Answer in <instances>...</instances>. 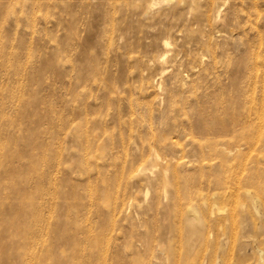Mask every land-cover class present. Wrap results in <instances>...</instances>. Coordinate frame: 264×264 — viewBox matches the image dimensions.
Here are the masks:
<instances>
[{
	"label": "rangeland",
	"instance_id": "obj_1",
	"mask_svg": "<svg viewBox=\"0 0 264 264\" xmlns=\"http://www.w3.org/2000/svg\"><path fill=\"white\" fill-rule=\"evenodd\" d=\"M237 256L264 264V0H0V264Z\"/></svg>",
	"mask_w": 264,
	"mask_h": 264
},
{
	"label": "bare ground",
	"instance_id": "obj_2",
	"mask_svg": "<svg viewBox=\"0 0 264 264\" xmlns=\"http://www.w3.org/2000/svg\"><path fill=\"white\" fill-rule=\"evenodd\" d=\"M242 177H243V176H242ZM238 180H239V179H238ZM231 189H232V188H231ZM245 189H246V188H245ZM257 196H258V195H257ZM236 197H237V196H236ZM259 197H260V196H259ZM259 197H258V198H259ZM260 200H261V199H259V201H260ZM261 201H262V200H261ZM234 204H235V203H234ZM234 204H233V205H234ZM235 205H236V204H235ZM227 207H229V206H227ZM229 208H230V207H229ZM233 208H234V207H233ZM225 209H226V208H225ZM237 209H238V208H237ZM231 210H232V209H231ZM231 210H230V211H231ZM234 211H235V209H234ZM223 212H224V211H223ZM227 213H229V212H227ZM232 213H234V212H232ZM229 214H231V213H229ZM230 216H232V215H230ZM230 216H229V217H230ZM231 219H232V218H231ZM232 222H233V221H232ZM221 227H222V226H221ZM248 227H249V226H248ZM217 228H218V227H217ZM222 231H223V229H222ZM251 232H252V230H251V228H249V230H248V232H246L245 236H248V237H249V236L251 235V234H250ZM204 239H205V238H204ZM223 244H224V243H223ZM203 250H204V249H203ZM201 251H202V250H201ZM203 252H204V251H203ZM259 256H260V255H259ZM261 257H262V256H261ZM261 257H260V258H261ZM199 260H200V259H199ZM260 261H261V260H260ZM234 264H248V263H246V258H245V257H238V256H237V257H236V261H235Z\"/></svg>",
	"mask_w": 264,
	"mask_h": 264
}]
</instances>
